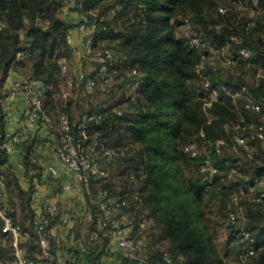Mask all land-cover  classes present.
<instances>
[{
	"label": "trees",
	"instance_id": "trees-1",
	"mask_svg": "<svg viewBox=\"0 0 264 264\" xmlns=\"http://www.w3.org/2000/svg\"><path fill=\"white\" fill-rule=\"evenodd\" d=\"M67 1L78 10L77 24L61 17L56 11L57 6H62ZM246 1L248 9L240 11L233 8L231 2L224 0H0V144L8 127L1 100L10 91L6 86L10 73L14 72L17 78H22L27 71L28 79L45 85L58 83L64 74L61 71V66L65 64L62 53L73 51L71 38L74 30H79L82 15L89 17L90 24L105 26L103 31L93 34V49L103 40H109L111 45L100 50L108 48L112 56L105 63V70H101L103 63L98 60L95 72H79L95 80L92 90L86 87L84 81L77 80L79 73L76 76L77 84L88 92H93L98 83L96 75H99L104 84H108L116 71L127 70V81L118 101L109 107L92 103L80 118H75L69 107L63 108V112L54 117L50 110L54 111L56 107V93L47 90L44 98V108L52 118L58 120L61 115L68 117L73 144L91 162L102 164L100 155L103 148L117 149L119 155L108 163L106 171L108 167L118 164L125 177L123 186L109 178L108 172L103 177H92V194L84 190L90 206L86 205V211L90 210L91 221L86 233L81 238L78 236L84 250L81 245L71 246L66 264L73 257L79 264L83 259L87 264H99L102 257L110 253V228L101 225L96 205L97 194L101 190L114 191L118 195L140 191L141 201L130 203L128 208L144 204L150 212L131 217L134 219L132 233L137 239L145 238L138 232L143 228V217L149 218L150 222L155 219L160 229L159 240L169 242L167 251L174 264H183L181 259L185 260V264H225L213 233L201 219L199 202L206 193L213 200H217L221 192L229 196V201L221 198L227 210L228 225V213L232 210L231 198L234 194L233 187L228 183V176L230 165L239 163L240 153L226 150L219 156L213 152V161L220 172L212 181L203 182L199 171L203 155L193 158L183 148L192 142L227 138L225 126L238 123L240 110L247 120L264 121V99L256 98L263 106L260 114L247 112L243 99L238 101L237 109L233 101L225 96H221L205 112L203 101L199 98L203 82L197 72L201 51L190 46L189 36L179 37L177 27L194 22L198 30L192 34L201 36L203 51L206 53L210 50L205 46L203 30H207L212 49L231 44L234 53L237 46L234 38L242 39L241 43L251 47L254 54L248 61L237 59L233 67L249 62L255 59L258 51L264 52V30L259 35L255 33L258 21L249 15L250 4ZM99 2H103V5L99 7V13H94L95 5ZM223 3L230 7L225 15L218 11ZM258 6L263 10L264 0H259ZM106 12L113 13V20L107 18ZM81 34L85 41L87 33ZM207 73L212 75L213 86L219 83L236 88L243 77L249 81L243 71H237L235 79L230 82L222 79L223 73L217 74L210 70ZM106 79L110 80L107 82ZM18 99L8 104L11 117L14 116ZM26 106L25 101L22 119L27 117ZM91 116L95 118L88 120ZM82 123L86 124V138L80 129ZM36 126L47 129L53 137L41 138L36 135L38 139L36 136L30 139L25 134L16 146L15 151L20 150L23 158V175L28 187L22 186L19 174L11 165L10 154L1 147L0 181L6 190V213L12 217L14 224L20 226L24 236L22 245L26 248L28 257L36 264H57L59 248L51 229L55 223L67 226L69 222L63 223L62 214L57 211L45 230L39 232L35 228V220L46 207L43 204L37 212L34 206L38 185L52 178L44 176V167L37 159V149L45 143L53 150L52 142L60 139L61 135L43 121H38ZM230 131L238 132L236 129ZM202 132L204 136L201 135ZM251 144L254 148L253 157H248L246 153L243 155L249 162L261 159L264 163V142L253 141ZM192 164L197 167V178H188L186 175V168ZM239 170L238 168L234 177L237 183L241 182ZM132 179L142 180L141 186L132 185ZM244 203L249 204L254 211L251 210V214L246 212L248 229L253 235L263 236L264 211L256 204L248 201ZM66 214L71 220V213ZM2 226L3 221L0 219V264H6L12 258L13 248L11 240L4 238ZM228 227L238 243L234 229L230 225ZM44 237L49 242L47 254L41 246ZM239 249L240 247L237 251ZM164 252H152L148 247L149 262L161 259ZM119 257L122 264H135L122 251ZM243 264H264L263 238L254 255Z\"/></svg>",
	"mask_w": 264,
	"mask_h": 264
},
{
	"label": "built area",
	"instance_id": "built-area-1",
	"mask_svg": "<svg viewBox=\"0 0 264 264\" xmlns=\"http://www.w3.org/2000/svg\"><path fill=\"white\" fill-rule=\"evenodd\" d=\"M231 2L233 8L240 11L248 9L246 0H224ZM257 6L259 0H252ZM82 7V2L80 3ZM229 5L223 3L218 7L220 14L225 15L229 10ZM105 26L90 24V19L86 15H82L79 31L87 33V38L84 41V48L91 51L94 47L93 34L103 31ZM236 40L237 46L235 52L229 53L226 46L213 49L209 53L204 52V44L202 38L198 34H191L188 37L190 46L201 51V60L197 65V72L202 78V88L200 89L199 98L203 101V109L208 112L212 104L221 96L229 97L236 108L238 109V101L245 100L244 108L249 113L260 114L263 111L262 103L256 98L250 96V83L244 77L240 80L236 88H229L223 84L213 86L212 75L207 73L208 70L213 73L221 74L233 67L237 59L248 61L253 57L254 51L251 47L241 43L242 39ZM264 41V34L262 35ZM212 52V53H211ZM98 60L103 63L101 70L106 69V61L112 56L111 50L106 48L97 52ZM67 70V65L61 66V71L64 73ZM241 76V74H240ZM257 81L264 80V71L258 70L255 73ZM79 82L84 81L86 87L92 90L96 84L95 80L87 77L84 73H79L77 76ZM110 79H106L108 82ZM48 90L47 85L34 79L18 78L14 82L8 95L1 100L4 119L8 125L4 136L1 139L0 147L7 153L11 154L15 151L16 146L24 138V131L10 128L11 115L9 113V102L22 98L27 102L28 112L27 119L30 122L37 123L43 121L50 129H56L60 133V139L52 142V149L59 159L61 165L72 171V179L63 186L65 190L82 188L88 194H92V177H103L107 175L106 167L118 155L119 151L114 148H103L101 152L102 164L91 162L86 155L79 152L73 144L71 135V125L66 115H61L58 120L50 116L44 108V98ZM240 118L236 125L227 124L225 128L228 131L227 138H219L217 140L203 141L202 143L192 142L186 144L183 148L184 152L193 158L203 155V159L199 164V171L203 182L212 181L220 172L219 168L213 161V152L222 156L227 150L232 153H246L248 157H253L254 148L251 142H264V121L247 120L240 110ZM95 118L91 116L88 120ZM80 129L86 138V124L82 123ZM231 129L238 130L237 133H231ZM240 131V132H239ZM204 136V133H201ZM230 165V164H229ZM228 183L233 187L234 194L231 201L236 208L228 213V225L234 231L240 249L237 251V257L241 262H245L250 256L254 255L256 247L261 243L264 235L259 237L253 235L248 229V215L243 208L244 201L251 202L259 206L264 211V173L252 175L247 182L237 183L234 177L238 173L236 165H230ZM49 172L57 174L55 167H50ZM37 191L35 192V195ZM141 193L135 190L125 195H118L114 191L101 190L97 194L96 205L100 217V223L103 227H109L111 235L117 239V244L124 256L133 261L135 264H174V260L168 251H165L162 258L150 263L147 252L148 245L145 238L137 239L132 229L134 226L133 218L119 217L122 211L129 207L130 203L141 201ZM6 190L4 184L0 181V219L3 221L2 233L4 238H9L12 243L13 255L6 264H36L33 259L28 257L26 248L22 245L23 234L20 226L13 223L12 217L6 213ZM45 211L39 213L35 220V228L39 232H43L46 226L50 223L53 216L56 215L57 208L53 203L45 205ZM61 221L63 223L70 222L68 214H62ZM150 223L149 218L143 217L141 226L146 227ZM84 250L83 243L80 244ZM43 252L47 254L49 242L44 237L41 240ZM181 259V263H184ZM66 264V263H63ZM69 264H79L77 259L73 257ZM100 264V263H99Z\"/></svg>",
	"mask_w": 264,
	"mask_h": 264
},
{
	"label": "rangeland",
	"instance_id": "rangeland-1",
	"mask_svg": "<svg viewBox=\"0 0 264 264\" xmlns=\"http://www.w3.org/2000/svg\"><path fill=\"white\" fill-rule=\"evenodd\" d=\"M249 7V15H252L258 23L257 28L255 29V33L259 35L260 32L264 30V9H259L252 1L248 0ZM103 5V2H99L95 5L94 13H99V7ZM56 11L63 18H66L68 21L73 23H79V13L78 10L73 6L69 5V1H67L62 6H57ZM107 18L109 20H113V13L106 12ZM198 29L194 22L190 24H182L177 27V34L179 37H188L192 33L196 32ZM73 37V36H72ZM202 37L205 40V46L210 50L212 49V44L209 39V35L207 34V30L202 31ZM81 45L78 44L75 46L72 52L67 53L64 52L62 55L64 56L62 61L67 65V70L64 72L61 79L58 83H49L47 84L48 90L54 91L56 93L54 102L56 103V107L54 111L50 110V113L57 117L60 113L63 112V108L69 107L70 111L73 113L75 118H80L81 114L89 109V106L93 104L102 105L105 107H109L110 105L115 104L120 98L123 87L127 81V70L122 69L121 71H116L113 79L108 84H104L100 79L99 75H96L97 78V88L93 92H88L82 86L77 84L76 76L79 72L93 73L96 71L99 61L97 52L102 47H108L111 45L109 40H103L98 46H96L91 51H87L84 48V39L83 35H78L77 38ZM72 41V38H71ZM74 44V43H73ZM72 44V45H73ZM228 52L232 53L233 45H228ZM212 53V52H211ZM258 70L264 71V52L258 51L255 55V59L246 63H240V65L232 67L225 72H223V77L226 82L233 81L235 79L237 71H243L246 73L248 80L251 84V96L257 99H264V81H257L255 78V73ZM28 72L25 71V74L22 75L23 79H28ZM219 80V79H218ZM220 81V80H219ZM25 105H23V108ZM28 105L26 106V108ZM22 108V109H23ZM127 108V107H126ZM26 111V110H25ZM23 113V112H22ZM17 115L14 114L13 118L17 119ZM244 115V114H243ZM251 119V117H249ZM25 129V128H24ZM26 131H24V134ZM240 156V164L238 162L235 165L240 169V181L247 182L251 177V172H264V163L260 159L256 162H249L247 158L242 154ZM109 178L115 179V182L118 185L123 186L125 177L121 174V169H119V165L115 164L107 169ZM186 175L188 178H197L198 171L195 165H190L186 168ZM132 185L141 186L142 180L132 179L130 181ZM21 184L24 188L28 187V182L26 178H21ZM220 191V190H219ZM9 193V192H8ZM57 193V190H56ZM221 198H225L226 201H229V196L223 195V192L219 193V197L217 200L211 199L210 194L206 193L203 199L199 202V206L202 209V217L201 219L204 221L207 228L213 233L215 244L217 245V249L220 252L225 264H243L237 258V249L240 247L237 241L234 239L231 229L228 227L226 223V213L227 210L222 204ZM72 199L70 197L67 198ZM85 203L87 207L89 206L88 201L85 197ZM61 204V202H60ZM58 210L60 213H66L64 208L58 205ZM90 207V206H89ZM236 208L234 204H232V209ZM243 208L245 212L251 214V207L247 203H243ZM150 209L146 207L144 204L137 205L135 208H127L124 209L119 217L120 219L138 217L142 214H148ZM252 212H254L252 210ZM84 216H80L82 218H74L72 220L76 221L77 227L74 229V233L72 235L73 238H81L86 231L89 229V224L91 221L90 210L84 212ZM60 228H64V230H59V232H67V228L65 226L60 225ZM58 227V229H59ZM77 229V230H76ZM141 234L146 238V243L149 249L154 251H167L169 249L168 241L159 240L160 229L153 219L150 222V225L147 227H143L140 231ZM79 236V237H78Z\"/></svg>",
	"mask_w": 264,
	"mask_h": 264
},
{
	"label": "crops",
	"instance_id": "crops-1",
	"mask_svg": "<svg viewBox=\"0 0 264 264\" xmlns=\"http://www.w3.org/2000/svg\"><path fill=\"white\" fill-rule=\"evenodd\" d=\"M78 35H82L79 30H74L73 37H72V46L73 49L76 45L80 44V41L77 39ZM17 76L14 72L10 73V76L7 80L6 86L9 88V90L13 87L14 82L16 81ZM19 101L15 103L14 107V114H20L17 115V119L11 117V124L10 128L18 129L26 131L25 134H27L28 137L34 138L36 135L41 136V138H52L53 134L49 133L45 128H41L36 126V123L28 121L27 117L26 119H22V112L24 111L23 105H25V101L23 99L19 98ZM25 107V106H24ZM23 108V109H22ZM25 128V129H24ZM36 136V137H37ZM40 138V137H39ZM38 139V137H37ZM37 155L38 160L44 167V176H50V180L45 182L42 185H38L37 187V201L35 204V209L37 212H39L42 208V205H46L47 203H53L56 205V208H58V205L62 206L65 210V212L71 213V220L65 228L70 229L67 232H59V230H64V228H60L59 226L62 225L59 222L55 223L54 226L51 229V233L56 240L58 244V252H59V258L57 264H63L65 263L66 259L69 257V248L71 246H77L80 245V240L73 238L71 234L74 233V230H72L73 227H77L76 221L72 220V217L79 218L80 216H84V212H86V203H85V193L84 189L77 188V189H71V190H65L63 189V186H65L66 183H68L73 176V173L71 170H69L67 167L61 165L59 159L57 158L55 152L48 148L47 144L43 143L41 146L37 149ZM10 162L13 167V169L16 170V172L19 174L20 179L25 178L23 175L24 172V164H23V158L20 154V150H16L13 153L10 154ZM240 164V161H239ZM50 167H55L57 169V174H52L49 172ZM57 190V193H56ZM68 197L72 199H67ZM61 202V204H60ZM58 212H60L57 209ZM62 213V214H66ZM82 218V217H80ZM64 226V225H63ZM59 227V229H58ZM120 248L117 244V239L115 237H111V243H110V253L108 255H105L102 257L100 264H122L120 260ZM81 264H87L85 259L81 260Z\"/></svg>",
	"mask_w": 264,
	"mask_h": 264
}]
</instances>
